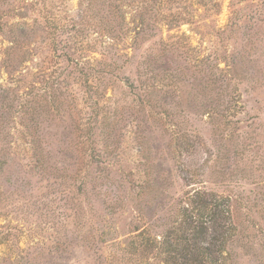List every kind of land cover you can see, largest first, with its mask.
I'll use <instances>...</instances> for the list:
<instances>
[{"label": "rangeland", "instance_id": "1", "mask_svg": "<svg viewBox=\"0 0 264 264\" xmlns=\"http://www.w3.org/2000/svg\"><path fill=\"white\" fill-rule=\"evenodd\" d=\"M80 6H84L80 0H0V87L24 95L42 85L44 71L54 75L65 99V106L49 113L52 160L64 153L65 142L73 137L67 130L71 121L80 119V127L93 128L91 141L99 146V135L117 115L116 136L100 153L97 166L106 178L95 179L96 166L90 164L85 196L78 194L64 202L55 198L59 186L52 182L46 186L28 167L32 154L25 144L32 139L30 130L20 127L16 116L9 120L7 112H2L6 119L2 124H6L0 128V157L7 164L0 170V231L9 242H0V264H48L45 253L53 238L63 240L75 234L77 244L63 253L65 259L58 264H91L100 247L108 253L115 243L126 241L132 228L127 201L131 177L121 181L119 209L112 208L113 193L118 172L136 176L148 169L139 158L142 154L166 177L161 187L168 201L194 189L228 199L236 232L227 264H264V0L167 3L158 37L167 44L179 43L178 55L184 59L182 54H187L192 60L196 80L194 88L187 87L189 97L181 82L161 107L128 109L141 92L125 88L124 81L135 83L139 56L156 44L147 42L131 51L126 48L127 38L115 56L112 52L109 59L102 58L116 64L117 70L113 71L116 79L104 82L108 90L96 119L86 108L84 98L90 92L84 93L80 75L49 48L54 41L55 45L67 41V31L73 36L74 31L65 25L80 13ZM19 23L29 26L23 35ZM76 30L79 36L73 39L80 42V27ZM92 57L100 58L97 52L83 54L81 60ZM185 97L192 102L187 104ZM205 104L211 108H204ZM86 132L82 142L87 140ZM142 141L149 143L147 153L140 152ZM132 184L137 186L139 181L133 179ZM88 235L91 250L80 244V238ZM39 252L44 256L31 260Z\"/></svg>", "mask_w": 264, "mask_h": 264}, {"label": "trees", "instance_id": "2", "mask_svg": "<svg viewBox=\"0 0 264 264\" xmlns=\"http://www.w3.org/2000/svg\"><path fill=\"white\" fill-rule=\"evenodd\" d=\"M171 1L80 0V5H84L80 6V13H77L74 19H69L71 23L68 26L65 25V28L74 31L73 36L70 37L67 31L65 33L67 41H63L62 44L58 42V45H55L57 41H54L49 45L51 51L58 53L57 56L80 75V85L84 87V93L90 92L84 98L87 104L84 103L94 119L108 90L104 82L111 78L116 79L113 75V71L117 70L116 64H108L102 58L109 59L112 52L115 56L114 52L118 47L125 46L127 38L130 43L126 48L131 51L138 50L141 44L147 42L156 44L139 56L134 70L135 83L124 81L125 88L138 89L141 92L140 99L137 98L135 104L128 109L141 108L144 105L161 107L158 105L164 102L166 97L169 98L171 92H177L181 82L185 84L184 94L189 97L187 87L191 85L194 88L196 80L192 60L187 54H182L184 59L178 55L179 43L167 44L158 37V33L161 32L160 22L165 20L162 10ZM17 26L22 35L24 27H29L26 23H19ZM79 27L80 42L73 39L79 36V30H76ZM53 36L55 39L56 35ZM96 46L100 49L97 50ZM96 50L99 59L92 57L81 60L83 54H96ZM189 50L190 47L187 48V51ZM41 75L42 85L37 89L28 90L24 95L0 87V128L6 124H2L6 120L2 112H7V119L14 120L16 116L18 125L30 130L32 139L25 144L32 154L28 167L35 171L34 175L46 183V186L50 182L59 186L60 190L55 193V198L65 202L76 199L78 194L80 197L85 196L84 180L89 175L87 168L90 164L96 166L93 173L95 179L106 178L103 169L97 166L100 163V153L104 154L109 141L113 142L116 136L117 115L110 119L99 135L101 138L99 146L91 141L93 128L83 129L80 127V119L73 116L76 121L70 120L73 125L66 128L73 133V137L65 142L64 153L52 160L48 150L49 113L50 109L59 110L65 106V99L59 94L60 84L54 75H47L44 71ZM98 85L102 87L101 91L97 88ZM203 94L207 97L205 92ZM145 98L147 103L144 102ZM184 100L188 102L187 104L192 102V99L186 97ZM194 100L198 98L193 97ZM207 107L211 108L205 104L204 108ZM139 122L140 119L136 121V126ZM83 130L87 131V140L84 142ZM7 133L9 134L8 131ZM148 144L147 141L139 143L141 153H147L150 148ZM85 146L89 149L84 150ZM167 154L171 153L168 151ZM139 158L148 169L143 168L136 176L132 173L126 175L122 171L118 172L117 185L113 193L115 200L112 202V208L119 209L122 203L119 196L121 181H127L131 177L127 201L131 214L129 225L132 228L128 239L115 243L113 250L108 253L105 252V248L100 247L91 264H227L228 248L236 232L228 199L213 192L194 189L181 198L168 201L166 189L161 187L166 177L157 166L150 163L147 155L142 154ZM6 164V160L0 157V170ZM132 177L139 181V185L132 184ZM91 190L93 191L94 187ZM90 238V235L80 238V244L87 247V250H91L88 247ZM2 240L9 242L7 235L0 231V242ZM77 242V234L74 237H64L63 240L53 238L52 247L45 253L48 264H58L60 260H64L63 253H69L70 248ZM43 254L39 252L30 258L32 260L39 255L44 256Z\"/></svg>", "mask_w": 264, "mask_h": 264}]
</instances>
